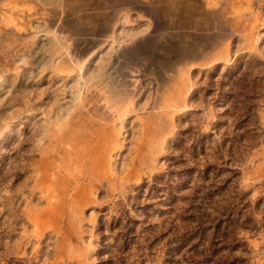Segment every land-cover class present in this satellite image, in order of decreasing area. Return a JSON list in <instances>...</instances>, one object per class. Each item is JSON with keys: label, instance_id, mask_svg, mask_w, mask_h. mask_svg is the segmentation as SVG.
Masks as SVG:
<instances>
[{"label": "rangeland", "instance_id": "obj_1", "mask_svg": "<svg viewBox=\"0 0 264 264\" xmlns=\"http://www.w3.org/2000/svg\"><path fill=\"white\" fill-rule=\"evenodd\" d=\"M228 222L264 264V0H0V264H207Z\"/></svg>", "mask_w": 264, "mask_h": 264}, {"label": "trees", "instance_id": "obj_2", "mask_svg": "<svg viewBox=\"0 0 264 264\" xmlns=\"http://www.w3.org/2000/svg\"><path fill=\"white\" fill-rule=\"evenodd\" d=\"M219 66L216 67L218 69ZM243 81V76L237 79L234 83L237 86ZM253 93V92H252ZM251 93V94H252ZM251 96L247 95V99ZM254 96H252L253 98ZM251 99V98H250ZM233 225L229 222L222 227V225H216L214 227V233L220 235L217 238V241H213L211 248L209 249V260L206 261L207 264H244L245 259L235 254L239 250L240 252H246L244 244H240V240L237 239V236L233 234ZM243 230H249V227H240ZM217 245L220 246V249H216ZM219 252H224L219 255Z\"/></svg>", "mask_w": 264, "mask_h": 264}]
</instances>
